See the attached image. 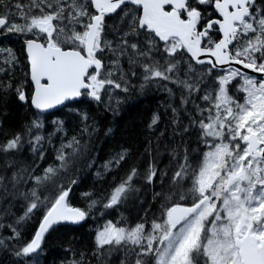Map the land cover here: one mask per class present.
<instances>
[{
    "label": "snow or ice",
    "instance_id": "obj_1",
    "mask_svg": "<svg viewBox=\"0 0 264 264\" xmlns=\"http://www.w3.org/2000/svg\"><path fill=\"white\" fill-rule=\"evenodd\" d=\"M61 230L52 264H264V0H0V264Z\"/></svg>",
    "mask_w": 264,
    "mask_h": 264
},
{
    "label": "trees",
    "instance_id": "obj_2",
    "mask_svg": "<svg viewBox=\"0 0 264 264\" xmlns=\"http://www.w3.org/2000/svg\"><path fill=\"white\" fill-rule=\"evenodd\" d=\"M161 97L159 94L150 93L147 96L144 97H138L134 100H131L128 102V104L123 105V108L125 110L126 114L136 115L138 113L142 114L149 110L150 108H154L157 100ZM103 115V114H101ZM109 119H113L112 117H109ZM118 119V118H117ZM121 125L125 123V121H120ZM102 142V138L97 140V144H100ZM105 151H107V148H105ZM103 155V152L101 153ZM167 156H163L162 160L166 163L167 162ZM99 162V161H98ZM94 182L93 177L86 176L84 180V186H90ZM80 189L77 190V197L79 196ZM94 227V225H86L83 228H80L77 230L76 235L78 238L82 240V244L80 245L81 248L85 247L89 241V232L91 228ZM65 230H61V232L54 233L53 237L49 238V240L46 242L45 245V252L48 253L47 257H41L40 258V264H52L53 259H57L58 257L63 255L62 250L59 247L60 241L56 239L57 235H62Z\"/></svg>",
    "mask_w": 264,
    "mask_h": 264
}]
</instances>
